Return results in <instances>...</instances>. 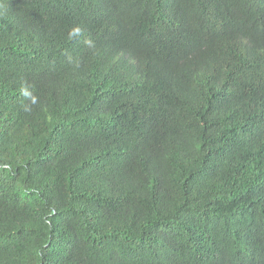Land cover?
I'll return each instance as SVG.
<instances>
[{
    "label": "trees",
    "instance_id": "obj_1",
    "mask_svg": "<svg viewBox=\"0 0 264 264\" xmlns=\"http://www.w3.org/2000/svg\"><path fill=\"white\" fill-rule=\"evenodd\" d=\"M0 264H264V0H0Z\"/></svg>",
    "mask_w": 264,
    "mask_h": 264
}]
</instances>
